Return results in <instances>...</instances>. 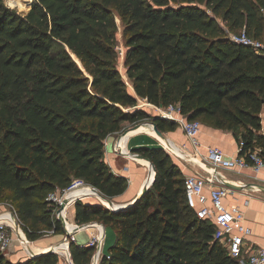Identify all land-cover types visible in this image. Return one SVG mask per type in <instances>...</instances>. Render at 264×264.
<instances>
[{"label": "trees", "instance_id": "1", "mask_svg": "<svg viewBox=\"0 0 264 264\" xmlns=\"http://www.w3.org/2000/svg\"><path fill=\"white\" fill-rule=\"evenodd\" d=\"M115 12L132 91L117 67ZM241 30L264 41V0H32L26 13L0 0V196L7 193L26 238L64 234L48 195L74 179L109 198L126 190L128 179L104 155V141L124 122L175 130L137 108L138 99L156 108L178 103L189 120L232 131L242 151L264 152V55L229 39ZM134 151L156 170L135 206L74 204L78 224L115 231L98 264H239L188 204L170 154ZM69 251L74 264H90L94 248L71 241ZM0 264L59 260L50 252L11 261L0 252Z\"/></svg>", "mask_w": 264, "mask_h": 264}, {"label": "built area", "instance_id": "2", "mask_svg": "<svg viewBox=\"0 0 264 264\" xmlns=\"http://www.w3.org/2000/svg\"><path fill=\"white\" fill-rule=\"evenodd\" d=\"M228 37L235 43L249 46L256 54L264 55V41L249 36L245 30H241L238 33H228ZM155 109L165 120L175 123L181 129L185 139L192 148V151L189 152L185 149V145L179 147L182 154L186 156L185 160L192 161L191 157H194L206 163L211 169L210 172L205 170L210 177L200 174L186 175L184 177L183 186L188 204L190 207L193 202L198 204L195 209L197 217L212 223L213 239L217 240L226 249L227 254L237 260L239 264H264V247H257L245 255L244 244L245 240L251 235V228L245 224L243 211L239 207H227L225 205L224 200L230 195L232 189L222 184L225 179L219 175L222 170L241 173L248 169L255 174H259L264 169L263 150L254 146L242 151L243 142L240 141L237 154L233 156H227L219 147L212 145H206L202 152V145L199 139L202 125L199 120H189L182 113L178 103L170 104L166 107H155ZM114 146L115 151L119 152L117 145L115 144ZM58 194L59 191L48 195V199L55 204L54 214L64 197ZM67 221L69 222V220ZM74 226H77V224H74ZM92 226H99L102 229V234L100 235L90 232L86 243V245L94 248L90 264H98L104 254L109 257L107 252L103 250L106 238L105 226L94 221L78 231L86 230ZM13 233L15 235L13 228L0 224V252L6 257L11 254L10 245L14 239ZM74 234L71 235L70 241H74ZM15 237L19 244L23 246L21 239L17 235ZM25 255L26 257L29 256L27 252Z\"/></svg>", "mask_w": 264, "mask_h": 264}, {"label": "crops", "instance_id": "3", "mask_svg": "<svg viewBox=\"0 0 264 264\" xmlns=\"http://www.w3.org/2000/svg\"><path fill=\"white\" fill-rule=\"evenodd\" d=\"M151 128L152 126L150 124L142 123V125L137 129L129 131V133L120 140L123 151H126L128 148L129 150L134 151V149L139 147L157 146L158 143H156L157 140L155 139V134L152 132ZM260 134H262L264 137V113L262 114V129ZM113 135L108 136L104 141L105 161L108 163L114 173L123 175L127 178L128 174L123 169L125 159H123L121 156L118 157L113 153V146L117 143L119 135H117V137ZM167 137L174 143V145L178 147L185 145V149H187L189 152L192 151V148L185 139L182 131H177L174 134L167 135ZM199 139L202 145V152L204 151V147L206 145H212L219 147L227 156H233L237 154V149L240 142L234 136L232 131L219 129L207 124H202ZM255 146L263 150L261 146ZM132 159L136 161L135 166L137 170L131 163H129L130 169L132 170V179H128L129 183L126 190L121 195L114 197L118 198L120 202H126L133 199L144 185L145 178H147L148 181L153 175V172L150 171V166L147 161H138L133 157ZM188 161L189 160H183V162L186 163H175L179 166L184 176L200 174L210 177V175L204 169L198 167L193 161H191L193 164L189 163ZM219 175L234 185L246 186L241 190L232 189L230 195L224 200V203L227 207L237 206L243 211L244 222L251 228V235L245 240L244 244L245 255L257 247H264V193L260 190H257L255 186H250L252 184L264 186V169L259 174L253 173L250 169L241 173L222 170L219 172ZM197 207L198 204L193 202L191 208L195 211ZM68 212L69 210H66L67 214ZM72 212L73 211L71 210V213ZM3 216L4 215H0V218H3ZM108 229V233L106 234V238L108 237V244L103 248L104 252H107L108 248L114 242L116 237L115 232H113L110 227ZM105 231L107 232L106 228ZM87 234L88 233H84L82 230L75 232V242L77 244L86 245V242L88 241ZM64 243L65 242H62L59 245L63 246ZM49 246L50 244H46L44 242L43 244H39L38 247L40 250H43ZM15 249V246L11 245V254L8 256V259L11 261H17L26 258L24 253L14 252Z\"/></svg>", "mask_w": 264, "mask_h": 264}, {"label": "rangeland", "instance_id": "4", "mask_svg": "<svg viewBox=\"0 0 264 264\" xmlns=\"http://www.w3.org/2000/svg\"><path fill=\"white\" fill-rule=\"evenodd\" d=\"M31 2H32V0H4L5 5H7V6L11 7V8H14V9H16L17 11H19L21 13H26L28 11V8L30 7ZM114 19H115V22H116L114 49H115V53H116L117 67H118V69H119V71L121 73V76H122L123 80L127 84L128 90L132 91L131 83H130V81H128V79H127V77L125 75V68H124V65H123V63H124V53H125V49H126V47H125V39H124V34H123V21L120 19V17L117 15L116 12H115ZM219 21H220V18H219ZM263 39H264V35H263ZM147 104L148 103L145 100L138 99V104L136 105V107L144 109L146 112H148L152 116L160 115L159 112L155 109L154 106H150V105H147ZM149 122H150V119H144V120L140 121V123H148V124H149ZM200 122H201V125L204 124V123H202L201 120H200ZM133 125H134V123L124 122L122 129L124 130L126 128L132 127ZM177 127L173 131L166 130L164 132L167 135H171V134H174L177 131H181V129L179 127L177 129ZM151 130H152V128H151ZM152 132H153V130H152ZM120 133L121 132L116 133L114 135L112 134V135L117 137V135H119ZM155 139L157 140L156 143H158V145L157 146H151V147H160L159 138L156 136V134H155ZM114 147L115 146H113V153L116 156H118V157L121 156V157H123V159H125V163L123 164V169L128 174L127 179L131 180L132 179V177H131L132 176L131 175L132 174V170L130 169L129 163H131L136 168V166H135L136 161L134 159H132V157H126L124 155H121L119 152L115 151ZM165 151L168 153L167 150H165ZM168 154H170V156H171V158H172L174 163H177V164L186 163V162H183V160H181L175 154L170 153V152ZM138 161H141V160H138ZM188 162L193 164V162H191V161H188ZM136 170H137V168H136ZM89 188H91L89 186V184L85 183L83 180L74 179L72 181L71 185L68 188L64 189L62 192H59L58 195L62 197V196L65 195L67 190H79L80 189V191L78 193H76L75 195H79V196H76V198L78 197V198H81V199H78V198L74 199V201L70 204V206H68L70 208L67 207L66 210H69L68 214L66 213V210L64 211V215L66 216L67 220H69L70 224L79 225L74 219V204H75L76 201H81V202H84V203H91V204L99 203V204H102V205H106L103 201H101V199L99 198L98 194L97 195L96 194L92 195V193H88V192H90ZM6 195H7V193H4L2 196H0V215L5 213L3 218H1V219L5 220L8 223H11V215L8 212H14V210L12 208L10 199H7ZM114 201L120 202L118 198H114ZM120 203H122V202H120ZM71 209L73 210L72 213H71ZM91 222H94V221H91ZM98 223H100V222H98ZM105 228L107 229V232L105 231V233L107 234L108 230H109L108 229L109 227L105 226ZM89 229H86V230L83 229L82 230V231H84V233L85 232L88 233L87 234L88 237H89V233L91 232ZM92 229L96 230V232H97L96 228H92ZM113 232H115V231L113 230ZM13 237H14V239L11 242V245H14L15 248H16L14 250V252H16V253L17 252H22L25 255L26 254V250L24 248H26V247L25 246L23 247V246H21L19 244V241L16 239L14 233H13ZM74 237H75L74 238V242H75L76 241V236H74ZM27 240L30 243V244H27V245H32L38 251H40V248L38 247L39 244H43L44 242L46 244H50V245H54V244H58L59 245L60 243L65 242L63 246H59V250L58 251H61L60 249H66V245H67L68 241H70L71 239L70 238L67 239L65 237V232H64V234L46 233V234L42 235V237H40L39 239H37L35 241H31L29 239H27ZM107 244H108V237L105 238V240H104L103 248L105 246H107ZM11 245H10V248H11ZM57 256H58L59 264H67V261L64 259V255L57 253Z\"/></svg>", "mask_w": 264, "mask_h": 264}, {"label": "water", "instance_id": "5", "mask_svg": "<svg viewBox=\"0 0 264 264\" xmlns=\"http://www.w3.org/2000/svg\"><path fill=\"white\" fill-rule=\"evenodd\" d=\"M30 9V7L28 8V10ZM74 57V56H73ZM75 61L79 64V66L81 67V64L79 62V60L74 57ZM158 119H164V117H162L161 115H157V116H154ZM165 120V119H164ZM149 124L152 126V129L155 131V133L159 136V143H160V147L163 148L164 150H167L168 153H173L175 154L176 156H178L180 159L182 160H185L186 159V156H184L182 154V152L180 151L179 147L174 145V143L167 137L166 133L164 131H160L158 128H157V125L156 123H154L153 121H150ZM142 125V123H137V124H134L132 127H129V128H126L124 129L118 136V140H117V150H119V153L123 154V155H132V156H135L139 159H145V160H148L147 158H145L144 156H142L141 154L139 153H136L135 151H132V150H127V151H123L122 150V147L120 145V140L122 137L126 136L129 131L131 130H134V129H137L138 127H140ZM192 161H194L197 166L201 167L202 169L210 172L211 169L210 167L192 157L191 158ZM149 161V160H148ZM151 167H152V170H153V177H152V180L149 182V183H144V185L142 186V188L140 189V191L137 193V195L129 200V201H126V202H122V203H119V202H116L114 201V198H109L107 196H104L102 193H100L95 187H92V191L94 194H98L100 196V198L105 201L107 203L106 206L102 205V204H99V203H93L95 205H102L104 207H106L107 209H110L112 211H119V210H124V209H129L133 206H135L139 201L140 199L143 197V195L147 192V190L150 188V186L152 185V183L154 182V179H155V176H156V170H155V167L153 165V163L151 161H149ZM222 184L227 186L228 188H231V189H244L246 186H237V185H234L232 183H230L229 181H222ZM250 186H255V188H257L258 190H260L261 192L264 193V186L263 185H255V184H252ZM72 199H77L75 197H72V198H68L67 196H64L62 198V201L59 203L58 205V208L56 209L55 211V217L56 219L61 223L63 229H64V232H65V237L68 239L71 237V235L73 233H75L76 231H78L79 229L81 228H84L86 226H88L89 224H91V222H87V223H82V224H79L77 226H71L70 223L67 221V219H65V217L63 216V210L64 208L66 207V205L72 200ZM11 213L14 217H15V223H16V227H15V235H17V237L21 238V235L24 237L23 239L25 241H28L23 230L21 229V226H20V223L15 215L14 212H9ZM21 234V235H20ZM71 241H68L67 243V251L69 253V257H68V260L71 264H74L73 261H72V258L70 256V251H69V245H70ZM57 246L58 244H54V245H50L49 247L43 249V250H40V251H37L35 253H28V257H35V256H40V255H43L45 253H56L57 254Z\"/></svg>", "mask_w": 264, "mask_h": 264}, {"label": "bare ground", "instance_id": "6", "mask_svg": "<svg viewBox=\"0 0 264 264\" xmlns=\"http://www.w3.org/2000/svg\"><path fill=\"white\" fill-rule=\"evenodd\" d=\"M153 130V129H152ZM153 132L155 133V131L153 130ZM156 134V133H155ZM156 136L159 138V136L156 134ZM121 145V144H120ZM123 150V149H122ZM128 149H126V151H127ZM126 157H133V158H136V159H138V160H141V161H147L148 163H149V161L148 160H145V159H139V158H137V157H135V156H132V155H126ZM149 166H150V171H152L153 172V170H152V167H151V165H150V163H149ZM152 177H153V175H152ZM152 177H150L149 178V180L147 181V178L145 179V181H144V183H149L151 180H152ZM90 189V192H88V193H92V195H95L94 193H93V191H92V188H89ZM258 190V189H257ZM80 191V189L79 190H67L66 191V193H65V195L64 196H67L69 199L70 198H72V197H75L76 198V196H79V195H75L76 193H78ZM87 193V194H88ZM74 194V195H73ZM89 195V194H88ZM87 195V196H88ZM91 195V194H90ZM97 195V194H96ZM99 196V195H98ZM99 198H100V196H99ZM101 199V198H100ZM74 201V199H72L67 205H66V207L64 208V210H63V216L66 218V216L64 215V211L67 209V207L68 206H70V204L72 203ZM101 201H103L102 199H101ZM106 205H107V203L105 202V201H103ZM9 213V212H8ZM5 214V213H4ZM4 214H1V215H4ZM10 215H11V223H8V222H6L5 220H2L1 218H0V224H4V225H6V226H9V227H11V228H13L14 230H15V227H16V223H15V217L11 214V213H9ZM67 219V218H66ZM71 226H74V224H70ZM92 228H96L97 229V232H96V230H94V229H92ZM92 228L90 227V231L92 232V233H96V235H100V234H102L101 232H102V229H101V227H99V226H92ZM21 235V234H20ZM24 237L21 235V242H22V244H23V246H25L26 248H25V250H26V252L27 253H35V251L37 252L38 250L37 249H35L32 245H27V244H30L28 241H25L24 239H23ZM27 245V246H26ZM59 246L60 245H58L57 246V253H59V254H62V255H64V259L67 261V264H70L69 263V261H68V255H69V253H68V251H67V248L66 249H60L61 251H58L59 250ZM66 247H67V245H66Z\"/></svg>", "mask_w": 264, "mask_h": 264}]
</instances>
